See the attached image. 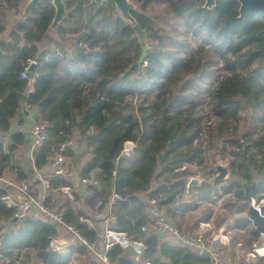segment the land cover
I'll use <instances>...</instances> for the list:
<instances>
[{
    "label": "trees",
    "instance_id": "trees-1",
    "mask_svg": "<svg viewBox=\"0 0 264 264\" xmlns=\"http://www.w3.org/2000/svg\"><path fill=\"white\" fill-rule=\"evenodd\" d=\"M134 1L142 7L133 15L149 46L143 63L144 44L133 25L115 14L111 0H65L68 16L47 39L55 16L51 0H43L8 33L9 16L19 12L23 0H0V129L10 139L0 140V176L31 186L39 180L20 157L27 136L14 128L30 104L49 134L32 153L35 169L45 170L62 154L81 165L80 179L97 180L80 187L72 176L44 174L49 182L44 202L62 208L66 223L102 248L98 231L80 218L117 193L122 199L112 208V227L145 248L137 257L132 248L115 244L107 251L113 264H209L210 257L197 248L163 240L155 228L143 231L144 201L156 200L175 219L197 205L195 196L210 197L217 180L191 186V199L182 198L195 173L191 166L206 169L203 136L210 134L211 144L214 133L219 139L231 129V142L240 149L232 173L248 184L255 173L262 176L256 193L264 197V14L251 11L239 17L237 0H217L212 9L205 0ZM33 62L36 81L28 92L31 76L21 74ZM242 121L248 129L235 139ZM68 141L76 147L61 150ZM129 141L135 146L126 155ZM228 186L240 200L247 199L244 183ZM63 187L70 188L73 199ZM9 190L0 182L3 264H19L14 258L30 249L50 263L75 257L93 264L95 257L85 245L73 244L66 254L53 251L51 240L63 233L59 224L44 217L14 222V210L1 199ZM251 229L257 238L259 232Z\"/></svg>",
    "mask_w": 264,
    "mask_h": 264
},
{
    "label": "built area",
    "instance_id": "built-area-1",
    "mask_svg": "<svg viewBox=\"0 0 264 264\" xmlns=\"http://www.w3.org/2000/svg\"><path fill=\"white\" fill-rule=\"evenodd\" d=\"M28 70L29 69L26 68V70L21 74V78L28 77ZM35 81V77L31 76L29 78L30 87L28 92L33 90ZM25 108L26 110H30L31 105L26 104ZM30 132L32 136L30 151L33 153L35 149L41 147L43 143L49 139L47 124L45 122L36 120L32 124ZM5 135V132L0 129V138L4 137ZM130 143L134 145V142L130 141ZM71 144V141L66 142L61 146V150H63L65 146H69ZM133 150L134 148L132 146L131 150H126L124 154L131 155ZM66 165L65 156L62 154L57 155L51 163L52 174L67 176ZM0 182L10 188L7 193L1 196V199L7 207L14 210L13 219H17L16 222H22L27 218L34 219L37 217H44L48 221L60 225L63 233L51 240V247L53 251L59 254L66 252L72 244L85 245L98 261L113 264L107 256V251L115 244H118L123 248H132L137 257L143 253L145 248L143 242L133 240L126 232L116 230L112 227L116 219L112 214V208L118 200L122 199L117 193H113L106 203L103 200H99L95 205L94 211L89 216L80 218L81 221L88 224L89 227L98 231L100 243L103 244V247L101 248L99 247L98 243L92 242L82 235L79 229L74 225L66 223L62 208H52L45 204L44 201L49 184L47 179L43 178L41 180V190L35 189L34 186H31L26 181L18 182L14 179L3 178L1 176ZM80 182L83 184H97V180L93 177L82 178L80 179ZM187 193H189L188 184L186 185L185 193L183 195L187 197ZM257 201L258 205L264 206V204L261 203V200L258 199ZM144 203L146 205L147 222L144 226H142L143 231L148 228H155L160 229L161 231L170 232L185 245L197 248L200 251H209V257L214 264H230L229 261L224 257L220 248L221 245L228 243L229 239H231L228 235L231 230H227L225 224L220 226L219 232H217L218 234H214L216 227L214 223L211 224V221L208 220V223L201 225L196 234L192 235L181 230V228L175 224L173 220L169 219L166 216V211L164 210L163 206H161L156 200L148 199L144 201ZM223 210L226 211L227 207L225 206ZM247 223L249 222L247 221ZM241 230L243 231L244 229ZM263 236L264 233H262L260 238L262 241H253L254 253L250 255L256 258L253 259L256 261L255 264H261L259 261H262L261 256L264 255ZM72 260L73 258L70 262H72ZM147 264L151 263L148 262Z\"/></svg>",
    "mask_w": 264,
    "mask_h": 264
},
{
    "label": "rangeland",
    "instance_id": "rangeland-1",
    "mask_svg": "<svg viewBox=\"0 0 264 264\" xmlns=\"http://www.w3.org/2000/svg\"><path fill=\"white\" fill-rule=\"evenodd\" d=\"M137 3V2H136ZM138 4V3H137ZM18 14V13H17ZM15 14V16L17 15ZM11 21V20H10ZM55 36V33H54ZM213 124H215V120H212ZM248 124H244V122H241V125H239V128L236 131V135L234 136L235 139L241 138L243 133L247 131ZM232 132V129L225 133L223 137L216 139L217 135L214 133V139L209 141L210 134H206L203 136V138L206 140L205 142V167L206 169H199L197 166H191L192 171L195 173L193 176H191L190 180L192 178H198L201 183L204 181H208L210 183H213L215 181V176L218 174L217 167L218 165L227 166L229 168V172L226 177H224L221 180H217V190L212 193V195L208 198L199 200L198 197H194L192 199L196 200L197 205L194 206L193 209H190L186 211L185 213H178V216L173 219V222L177 224L181 230L187 231L192 230L194 226L198 225L200 221L202 220H209L211 221V224L214 223L216 230L218 227L222 225H226L227 230L232 231V237H231V243L235 244V251L238 248V243L242 242V245L240 246L241 251L234 256V249L231 248V246L227 249V252L225 253V257L231 263L232 259H236L239 261L244 259H248L253 261L254 258L252 255L253 252V241L258 240L259 242L262 241V239L256 238L255 234L252 232V225L247 223L248 218V207H249V201L246 200H240L237 195L234 192H229L228 185L231 181H240L242 183H249L246 179L242 178L238 174H233V169L235 168L232 165V161L236 159L237 153L240 152L239 147H237L233 142H231L232 138L230 136V133ZM240 143L243 141L242 139L239 140ZM73 144V143H72ZM211 145V146H210ZM74 146V145H73ZM134 148L135 144L128 143L125 146V150H131V148ZM76 147V144L75 146ZM242 148L241 150H243ZM66 160V170L67 174H69V169H76L78 172H80L79 168L77 167L73 161V159L69 158ZM70 167V168H69ZM211 168H215L216 171L212 170ZM45 177V176H44ZM43 177V178H44ZM255 180L253 182H256L257 184L259 181H261L262 176H258V174H254ZM41 177H39V181H41ZM189 180V181H190ZM41 183V182H40ZM200 183V184H201ZM251 183V181H250ZM199 184V185H200ZM41 185V184H40ZM33 186L36 187L34 184ZM190 188V187H189ZM65 189V188H64ZM245 190V189H244ZM65 191V190H64ZM65 193L69 194L67 191ZM187 197L183 196L182 198L184 201H189L190 195L187 193ZM255 197L259 200H261V203L264 204V199L255 193ZM203 198V197H202ZM217 198V199H215ZM227 207V210L224 211L223 208ZM78 207V206H77ZM165 210V209H164ZM166 211V210H165ZM241 229H244L243 231ZM188 233V232H187ZM192 235H195L196 233H189ZM34 250H23L21 253V257H19L17 260L18 262L22 263L24 260L27 261V264H56V263H50L49 261L44 260L41 258L38 254L33 253ZM32 258L30 260H27L26 257L30 256ZM232 257V258H231ZM78 264H83L85 261L83 260H77ZM4 263V262H3ZM77 264V263H74Z\"/></svg>",
    "mask_w": 264,
    "mask_h": 264
},
{
    "label": "water",
    "instance_id": "water-1",
    "mask_svg": "<svg viewBox=\"0 0 264 264\" xmlns=\"http://www.w3.org/2000/svg\"><path fill=\"white\" fill-rule=\"evenodd\" d=\"M43 0H23V4L16 16H14L7 27V33L16 30L20 25L25 23L33 11L39 6ZM96 2H102L105 0H95ZM115 4V14L123 18L128 23L132 24L135 30L137 31L140 41L144 44L141 56L139 58V63H143L146 59L147 51L149 46L146 44V33L142 24L134 17L133 13H142V7L140 4H137L134 0H111ZM240 4L239 7V17H245L249 12L255 11L264 14V0H237ZM52 4L55 7V16L52 20L51 25L46 31L44 39L54 37L56 29L62 24L64 19L67 18L69 11L66 8L65 0H51ZM217 5V0H205V7L212 9ZM35 66V62L31 64L28 70V75L31 76V72ZM169 148L166 149L160 155L161 159L166 157ZM218 174L215 176V180H221L227 176L229 168L227 166L218 165L217 167ZM201 181L198 178H192L188 186L199 185ZM245 194L250 203L248 209V218L247 221L251 223L258 231L264 233V206L257 204V198L255 193L257 192L258 184L252 182L251 184L244 183ZM16 222L17 219H14ZM1 240V239H0ZM203 254L210 256L209 251L202 250ZM261 260L264 261V255L261 256ZM93 264H108L106 262L98 261L96 258L93 261Z\"/></svg>",
    "mask_w": 264,
    "mask_h": 264
},
{
    "label": "crops",
    "instance_id": "crops-1",
    "mask_svg": "<svg viewBox=\"0 0 264 264\" xmlns=\"http://www.w3.org/2000/svg\"><path fill=\"white\" fill-rule=\"evenodd\" d=\"M15 16V14H11L10 16H9V21L13 18ZM38 116H39V110L38 109H36V108H31L30 110H27V112H26V114H25V117H24V120L23 121H15L14 122V128L15 129H20V130H22V131H24L25 132V134H26V136H27V145L22 149V151H21V158H22V160L24 161V163H25V167H27V169L29 170V173L30 174H36V175H38L39 177H41L42 176V178H41V180L43 179V177H44V174H47V173H49L50 171H52V167L50 166V167H46L45 168V170H43V171H37L36 169H35V167H34V165H33V158H32V153H31V151H30V141L32 140V136H31V132H30V129H31V126H32V124L34 123V121H36V120H38ZM8 136V137H7ZM0 140H2V141H4L5 143H7V141H9L10 139H9V135H5L4 137H1L0 138ZM128 143H130V141L128 142ZM127 143V144H128ZM78 167V166H77ZM70 168V167H69ZM70 176H72V179H73V182H74V184L75 185H78V186H84V185H88V184H83L82 182H80V178H79V172L76 170V169H69V174H67V177L69 178ZM41 181H39L38 180V182H36L35 183V185H36V187H35V189H37V190H41L42 189V184L40 183ZM38 183H40V184H38ZM251 184V183H250ZM65 188V189H64ZM67 191L69 194V197L71 198V199H73V196H72V194H71V190H70V188L69 187H63V191ZM64 191V192H65ZM263 199H264V197H262ZM166 216L169 218V219H171L170 217H169V215H167V213H166ZM177 217V216H176ZM171 220H173V219H171ZM15 222V221H14ZM206 223H208V220H202V221H200L199 222V224L198 225H196V226H194L193 227V229L192 230H188L187 229V231L186 232H188V233H196L198 230H199V228H200V226L201 225H205ZM219 228L220 227H218L217 228V230H215L214 231V234H216L217 232H219ZM252 228H255L253 225H252ZM256 229V228H255ZM158 231H159V234H160V236H161V238L163 239V240H168V241H172V242H180V240L178 239V238H176L175 236H173L170 232H165V231H161L160 229H157ZM257 230V229H256ZM258 231V230H257ZM259 232V234H258V237L257 238H261V236H262V233L260 232V231H258ZM218 234V233H217ZM231 234H232V232L230 231V233H228V235L230 236V238H231ZM264 237V236H263ZM73 245V244H72ZM232 245V246H231ZM242 245V242H239L238 243V248L236 249V251H235V249H234V247H235V244H233V242L231 243V239H229V242L228 243H226V244H223V245H221L220 246V248H221V251H222V253L225 255V253L227 252V249L231 246V248H233L234 249V251H233V253H234V256L233 257H235L236 255L235 254H237L238 255V253L241 251V249H240V246ZM71 246V245H70ZM70 248V247H69ZM69 248L67 249V251L66 252H63V253H61V254H66V253H69ZM33 253H35V252H33ZM225 257V256H224ZM32 258V255H31V257L29 256H27L26 257V259L27 260H30ZM226 258V257H225ZM232 258V257H231ZM227 259V258H226ZM4 260H5V258H2V256L0 255V264H3V262H4ZM14 260L17 262V263H19V264H23L24 263V261L22 262V263H20V262H18V260L17 259H15L14 258ZM77 260L78 259H76L75 257L73 258V260H72V262H70L71 260H69L68 262H65V263H63V264H74V263H77L78 264V262H77ZM26 262V261H25ZM259 262H261V261H259ZM148 262H144L143 264H147ZM149 263H151V262H149ZM256 263V261L255 260H253V261H251V260H248V259H244V261L243 260H240L239 259V261L238 260H236V259H232L231 260V263L230 264H255ZM84 264V263H83ZM151 264H153V263H151ZM209 264H214L213 262H212V260L210 259V263ZM262 264H264V263H262Z\"/></svg>",
    "mask_w": 264,
    "mask_h": 264
},
{
    "label": "flooded vegetation",
    "instance_id": "flooded-vegetation-1",
    "mask_svg": "<svg viewBox=\"0 0 264 264\" xmlns=\"http://www.w3.org/2000/svg\"><path fill=\"white\" fill-rule=\"evenodd\" d=\"M245 189V188H244Z\"/></svg>",
    "mask_w": 264,
    "mask_h": 264
}]
</instances>
